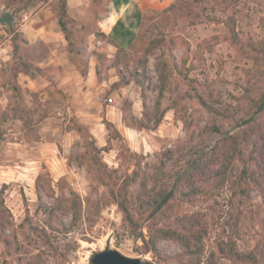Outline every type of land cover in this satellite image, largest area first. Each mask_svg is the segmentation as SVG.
I'll return each instance as SVG.
<instances>
[{
    "label": "rangeland",
    "instance_id": "1",
    "mask_svg": "<svg viewBox=\"0 0 264 264\" xmlns=\"http://www.w3.org/2000/svg\"><path fill=\"white\" fill-rule=\"evenodd\" d=\"M177 1L144 0L146 21L120 60L116 52L109 56L99 44L82 38L70 19L71 59L80 78L88 77L90 63L95 62L96 80H86L83 87L60 88L51 68L37 66L47 59L49 46L29 44L20 31L43 6H51L58 15L60 0H0V18L7 13L13 16L8 34L0 31V47L10 43L6 41L10 36L12 46L10 52H1L12 57L0 59V81L8 82L11 67L21 59L36 77L51 80L45 88L54 85L61 94L52 90L47 98L40 96L20 84L19 75L16 91L0 88V189H5L16 226L25 222L23 229L19 227L22 252H14L4 262L1 245V264H20V258L27 264L37 254L42 257L34 264H92L93 255L107 248L152 264H190L173 239L160 240L158 251L150 249L148 220L136 208L134 220H127L116 198L121 191L136 207L138 198L161 184L155 174L161 159L169 166L175 163L168 161L170 149L179 154L199 145L209 137L214 122H223L201 103L198 93L215 106L237 103L254 61L232 42L237 39L241 46L264 39V0H185L192 4L190 9L176 15L166 11ZM97 37L104 39L99 33ZM152 39L160 46L142 63L138 57ZM76 45H83V50ZM158 56L167 66L164 86L157 71ZM160 116L162 121L155 127ZM106 121L119 131L107 150L102 149L111 134ZM225 126L231 127L227 121ZM238 169L235 165L230 175ZM62 192L67 197L80 195L82 216L76 224L71 215L56 222L60 250L55 253L37 245L33 228L45 226L48 207ZM185 209L203 210L210 220L200 264H231L217 249L218 241L229 236L242 251L264 250V198L258 191L251 189L241 197L234 195L228 181L214 184L207 196ZM28 249L29 253L23 252Z\"/></svg>",
    "mask_w": 264,
    "mask_h": 264
},
{
    "label": "trees",
    "instance_id": "2",
    "mask_svg": "<svg viewBox=\"0 0 264 264\" xmlns=\"http://www.w3.org/2000/svg\"><path fill=\"white\" fill-rule=\"evenodd\" d=\"M192 4L189 1L178 0L166 11L173 10L174 14L182 12L184 8L190 9ZM67 0H60L58 19L59 24L69 41V47L73 46V33L68 27L67 20ZM146 21V13L141 27ZM0 22L11 27L13 21ZM140 32V31H139ZM104 39L113 43L103 33H99ZM139 36V34H138ZM137 36V38H138ZM136 38V39H137ZM233 45L240 49L244 56H249L253 61V66L246 71V83L241 97L235 104L223 106L213 105L206 95L198 93L201 103L210 112L219 116L222 123L214 122L209 137L197 145L181 149L179 154L170 149L168 161L175 162L172 166L161 162L156 169V180L161 184L152 191L145 193L137 200L136 207L133 208L127 194L118 193L116 202L123 211L127 220H134L132 209H137L148 220V239L146 242L150 249L158 251V243L162 239H173L182 248V255L190 260V264H200L205 247V239L209 235L210 220L203 210L185 209L187 206H194L202 197L209 194L212 185H221L225 182L231 183L234 195L245 196L251 189L258 191L264 198V39L252 40L242 44L236 39ZM159 41L152 39L144 52L139 55L140 62H144L149 56L154 55ZM13 57L16 58L18 52L17 43L13 44ZM126 48L118 47L116 52L117 60H120ZM20 59V57H17ZM137 58V57H135ZM21 60V59H20ZM11 67L12 76L5 82V86L16 91L18 86L15 79L19 72L34 75L31 65L25 61H20ZM21 66V67H20ZM157 71L164 84L167 81V66L162 61V56L157 57ZM138 70L134 71L135 76ZM164 89V88H163ZM163 116L155 120V127H158ZM229 122L230 128L225 126ZM107 128L111 134L108 138V145L102 149H110L113 138L119 135V131L111 121H106ZM239 166L236 175H230L233 167ZM232 173V172H231ZM41 180L37 179V191L40 192ZM63 188H61L62 190ZM63 191V190H62ZM5 189H0V246H4V262H8V256H13L22 252V244L19 239V229L25 227V222L16 226L14 215L6 204ZM83 200L80 195L74 193L67 197L62 192L55 198L54 205L48 207V217L43 228L34 227L33 232L37 236L35 241L38 246L43 244L53 252L60 250L59 229L56 222L64 216L71 215L73 224L78 223L82 216ZM28 218V216H27ZM63 225H65L63 223ZM220 256L227 259L231 264H264V250L242 251L237 246L234 237L222 238L217 243ZM15 250V251H14ZM29 253V249L23 251ZM2 255L0 254V264ZM41 258V254L35 255L27 264H34V259ZM20 264H24V258H20Z\"/></svg>",
    "mask_w": 264,
    "mask_h": 264
},
{
    "label": "crops",
    "instance_id": "3",
    "mask_svg": "<svg viewBox=\"0 0 264 264\" xmlns=\"http://www.w3.org/2000/svg\"><path fill=\"white\" fill-rule=\"evenodd\" d=\"M146 8L144 0H67V24L69 27L70 19L71 22L77 23V31L82 33V38L96 42L101 46V49L109 52V56H113L112 52H117L118 47L129 49L136 40ZM7 27L6 24L0 22V29L3 28L0 30L1 32L8 34ZM20 31L29 44L44 43L49 46L47 59L39 62L37 66L41 69L51 68L49 72L51 76L55 74L53 79L60 88H64L63 85L65 87H70V85L83 87L87 81L96 80L95 62L90 63L88 77L80 78L82 77L80 69L71 59L72 49L69 47V41L59 24L57 12H54L51 6L39 8L22 25ZM97 33L105 34L107 38L113 40V43L98 38ZM10 39L6 40L10 43H5V48L0 47L1 60L7 61L12 57L8 53L1 55L3 50L11 51ZM76 47L83 50V45H76ZM85 47L88 48L87 45ZM18 75L22 76V79L18 81L20 84L38 91L40 96L43 94L47 98L52 94V90L57 96L61 95L56 92L54 85L45 88L46 85L52 83L47 76H30L25 72H19ZM1 76L2 70H0ZM5 87H7L5 82L0 81V88Z\"/></svg>",
    "mask_w": 264,
    "mask_h": 264
},
{
    "label": "water",
    "instance_id": "4",
    "mask_svg": "<svg viewBox=\"0 0 264 264\" xmlns=\"http://www.w3.org/2000/svg\"><path fill=\"white\" fill-rule=\"evenodd\" d=\"M2 20L11 22L13 16L7 13L3 16ZM91 261L92 264H152L148 260H143L140 257L127 256L119 250L111 248L95 253Z\"/></svg>",
    "mask_w": 264,
    "mask_h": 264
}]
</instances>
